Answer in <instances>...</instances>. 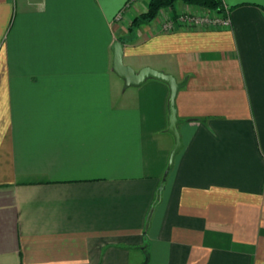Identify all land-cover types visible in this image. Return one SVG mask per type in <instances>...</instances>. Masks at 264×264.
Wrapping results in <instances>:
<instances>
[{"label":"crops","instance_id":"0c3cea01","mask_svg":"<svg viewBox=\"0 0 264 264\" xmlns=\"http://www.w3.org/2000/svg\"><path fill=\"white\" fill-rule=\"evenodd\" d=\"M0 0V264H264V9L128 33L143 0ZM182 147L169 167L167 84Z\"/></svg>","mask_w":264,"mask_h":264},{"label":"water","instance_id":"95a60500","mask_svg":"<svg viewBox=\"0 0 264 264\" xmlns=\"http://www.w3.org/2000/svg\"><path fill=\"white\" fill-rule=\"evenodd\" d=\"M223 2L230 10L244 5H252L264 9V0H223ZM111 50L113 53L112 71L124 80L126 88L139 87L148 80L161 81L169 87L168 132L173 135L175 139V146L170 155L169 167L166 172L167 175L173 165L175 156L182 147L181 136L178 129L179 118L176 109V98L181 86L176 77L171 74H167L150 67H145L140 71H136L131 66L125 64L124 44L119 40L113 44Z\"/></svg>","mask_w":264,"mask_h":264},{"label":"trees","instance_id":"16d2710c","mask_svg":"<svg viewBox=\"0 0 264 264\" xmlns=\"http://www.w3.org/2000/svg\"><path fill=\"white\" fill-rule=\"evenodd\" d=\"M178 3L199 7L206 11L217 12L219 14L226 13L223 0H149L145 10L132 19L128 27V33L133 32L141 26L150 24L158 17L163 9H173ZM173 17L176 18L177 14H174ZM119 41L124 44L126 39L120 38Z\"/></svg>","mask_w":264,"mask_h":264},{"label":"built area","instance_id":"2783aa9c","mask_svg":"<svg viewBox=\"0 0 264 264\" xmlns=\"http://www.w3.org/2000/svg\"><path fill=\"white\" fill-rule=\"evenodd\" d=\"M143 0H128L124 9L118 14L117 20L123 17L122 15L128 12L132 7L142 2ZM226 13L219 14L215 12L213 15H196L189 13L178 14L176 18L171 17L165 24L164 29L171 30L176 27H186L192 29L211 28V27H229L231 25L230 9L225 6Z\"/></svg>","mask_w":264,"mask_h":264},{"label":"rangeland","instance_id":"374dc122","mask_svg":"<svg viewBox=\"0 0 264 264\" xmlns=\"http://www.w3.org/2000/svg\"><path fill=\"white\" fill-rule=\"evenodd\" d=\"M132 8H133V7H132ZM132 8H131V9H132ZM131 9H130V10H131ZM124 14H125V13H124ZM124 14L122 15L123 17H121V18L118 19L117 21H122V20L124 19ZM127 65H128V64H127ZM131 67H132V66H131Z\"/></svg>","mask_w":264,"mask_h":264}]
</instances>
